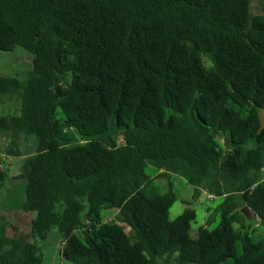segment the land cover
<instances>
[{
  "label": "trees",
  "instance_id": "1",
  "mask_svg": "<svg viewBox=\"0 0 264 264\" xmlns=\"http://www.w3.org/2000/svg\"><path fill=\"white\" fill-rule=\"evenodd\" d=\"M251 3L0 0V51L33 54L26 82L0 76V103L20 102L0 133L9 157L36 140L23 198L5 206L35 214L34 241L0 234V264H41L37 241L53 229L73 264H264L253 231L264 226V7ZM148 165L168 192L151 187ZM174 175L195 199L221 200L195 238L192 206L169 217ZM104 210L117 211L111 222Z\"/></svg>",
  "mask_w": 264,
  "mask_h": 264
},
{
  "label": "rangeland",
  "instance_id": "2",
  "mask_svg": "<svg viewBox=\"0 0 264 264\" xmlns=\"http://www.w3.org/2000/svg\"><path fill=\"white\" fill-rule=\"evenodd\" d=\"M264 0H252L251 12L253 14H261L263 12ZM33 69V54L24 50L21 47H16L12 52L0 51V76L16 77L22 82H26L29 73ZM20 102L9 96L3 97L0 103V115L14 113L18 111ZM17 113V112H16ZM11 138L8 133H0V152L5 153L6 160L4 164L7 170V178L5 184L0 187V234L16 236L26 241H34L31 234V220L35 214H26L22 212L16 205L17 209L7 210L10 198L21 201L24 195L25 183L18 176L21 173L22 166L25 162V154L34 150L35 138L22 139L21 156L9 157L6 153V148L9 146ZM8 158V159H7ZM11 165H7V161ZM146 174L152 178V188H156L160 193L169 191V178L160 176L161 171L151 165L146 168ZM175 192L178 196L177 202L170 209L169 217L174 220L191 206L195 209L197 218L192 223L191 236L197 237L199 228L206 223L208 217L214 214V209L221 203L220 199L210 200L206 192L201 191L197 199L195 196V187L189 184L181 175L172 177ZM6 206V207H5ZM212 209V210H211ZM115 210H104L102 215L106 222H111L116 216ZM215 216V215H214ZM216 222L211 226L214 229L220 221V217H215ZM259 224V226H257ZM129 235L133 236L134 231L124 225ZM238 228V225H235ZM253 231L258 238H264V226L259 222L254 223ZM63 239L58 229H53L48 233L46 240H38L37 244L41 249L43 261L41 264H73L68 262L63 257Z\"/></svg>",
  "mask_w": 264,
  "mask_h": 264
},
{
  "label": "water",
  "instance_id": "3",
  "mask_svg": "<svg viewBox=\"0 0 264 264\" xmlns=\"http://www.w3.org/2000/svg\"><path fill=\"white\" fill-rule=\"evenodd\" d=\"M258 116H259V119H260V129H259L258 132L261 133L264 130V110L259 111ZM242 211H243V213H245L247 215L248 219H252L253 218L252 217V212H251L249 207H247V206L244 207Z\"/></svg>",
  "mask_w": 264,
  "mask_h": 264
},
{
  "label": "built area",
  "instance_id": "4",
  "mask_svg": "<svg viewBox=\"0 0 264 264\" xmlns=\"http://www.w3.org/2000/svg\"><path fill=\"white\" fill-rule=\"evenodd\" d=\"M208 196H209V199H210V200H213V199L215 198V197H214L213 195H211V194H209ZM257 220H259V219L257 218Z\"/></svg>",
  "mask_w": 264,
  "mask_h": 264
},
{
  "label": "crops",
  "instance_id": "5",
  "mask_svg": "<svg viewBox=\"0 0 264 264\" xmlns=\"http://www.w3.org/2000/svg\"><path fill=\"white\" fill-rule=\"evenodd\" d=\"M162 172V171H161ZM32 216V215H31ZM207 222V221H206Z\"/></svg>",
  "mask_w": 264,
  "mask_h": 264
}]
</instances>
